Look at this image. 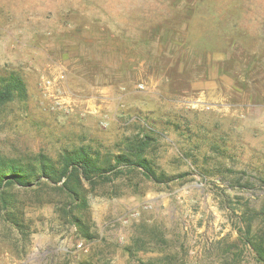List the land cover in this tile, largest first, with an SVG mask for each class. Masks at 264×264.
<instances>
[{"label": "rangeland", "instance_id": "rangeland-1", "mask_svg": "<svg viewBox=\"0 0 264 264\" xmlns=\"http://www.w3.org/2000/svg\"><path fill=\"white\" fill-rule=\"evenodd\" d=\"M10 73L27 97L0 112L2 156L148 135L169 178L86 184L91 241L59 191L0 189V264H259L239 231L264 238V0H0Z\"/></svg>", "mask_w": 264, "mask_h": 264}, {"label": "trees", "instance_id": "trees-1", "mask_svg": "<svg viewBox=\"0 0 264 264\" xmlns=\"http://www.w3.org/2000/svg\"><path fill=\"white\" fill-rule=\"evenodd\" d=\"M26 97V85L21 76L15 73L0 75V112L7 104L16 99L25 100ZM152 141L148 135H138L128 139L127 144L119 148L117 153L101 152L100 149L85 145L64 151L56 160L38 154L28 163L0 154V189L13 185L21 188L41 185L52 187L66 197V203L57 202V209L67 214L81 238L91 241L94 235L89 232L88 225L80 215V212L87 209L84 189L86 184L94 187L97 184L120 180L124 174L133 173L158 184L168 182L169 177L158 173L152 166L148 154ZM132 186L137 187L138 184ZM257 214L264 221V204ZM239 232L243 243L252 250L256 262L264 264L263 236L259 233L253 234L248 227L244 232ZM154 261L148 260L143 264H164L161 260Z\"/></svg>", "mask_w": 264, "mask_h": 264}]
</instances>
